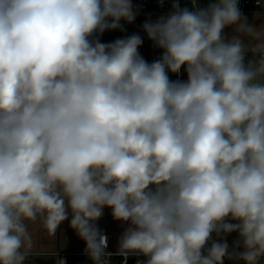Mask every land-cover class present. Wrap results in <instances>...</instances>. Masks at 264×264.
Listing matches in <instances>:
<instances>
[{
    "label": "clouds",
    "instance_id": "1",
    "mask_svg": "<svg viewBox=\"0 0 264 264\" xmlns=\"http://www.w3.org/2000/svg\"><path fill=\"white\" fill-rule=\"evenodd\" d=\"M192 4L142 24L149 63L139 34L100 40L132 0H0V264L65 221L109 264L105 208L144 264H264V29Z\"/></svg>",
    "mask_w": 264,
    "mask_h": 264
},
{
    "label": "rangeland",
    "instance_id": "2",
    "mask_svg": "<svg viewBox=\"0 0 264 264\" xmlns=\"http://www.w3.org/2000/svg\"><path fill=\"white\" fill-rule=\"evenodd\" d=\"M173 1L168 2V8H172ZM167 15L166 13H157V12H149V13H141L138 14L135 21L131 24L122 21L124 31L120 30H110L106 31L102 36H100L101 42L109 43L118 38H124L130 36L132 34H139L143 38V44L139 49L140 54L149 62L159 59L162 54V50L155 48L150 40H148L146 34L142 30V24L146 20L155 21L160 16ZM243 16L247 18V22L257 27L258 29H264V0H262V7L260 9H253L249 13H243ZM225 32L228 36L233 34V29L231 27L225 29ZM246 43L248 41L246 40ZM251 55V54H250ZM172 79H177V75L170 74ZM182 77L186 79V73L183 72L182 69ZM101 225H109V229L113 231L117 247L119 249V240L120 237L126 227V225L122 224L119 221H115L111 216V210L108 208L104 209L103 217L97 222L98 228ZM39 234L37 236H33L34 243L35 239L38 240V243L41 244L40 246L37 244L34 250H56L62 249L71 253L69 256L70 259L77 261L81 257H88L84 254H79V251H85V243L81 240L74 230L69 226V222L65 221L61 224L59 230L57 231L54 237L48 236L47 233L37 225ZM215 239V237H214ZM238 234L232 233L226 237V241L229 245V250L231 251L234 248V241L238 240ZM44 245V246H42ZM35 247V246H34ZM59 247V248H58ZM39 256L31 255L28 261V264H37V258ZM46 259H53L55 264H59L60 260L56 256H46ZM224 264H243V262H237L235 260H229L227 258L224 259Z\"/></svg>",
    "mask_w": 264,
    "mask_h": 264
},
{
    "label": "built area",
    "instance_id": "3",
    "mask_svg": "<svg viewBox=\"0 0 264 264\" xmlns=\"http://www.w3.org/2000/svg\"><path fill=\"white\" fill-rule=\"evenodd\" d=\"M174 0H164L163 4H160L158 0H132L134 8L138 9V14L141 13H149V12H157V13H170L172 8H168V2ZM209 0H196V5L198 7L207 6ZM180 7H187L189 9H193L192 0H179ZM238 6L243 13H249L253 9H260L262 7V0H238ZM183 79L182 70L181 75L177 76V79ZM100 231L107 236V249L106 251L112 253V255L108 258L109 264H112V258L115 256H122L121 264H129L130 259L134 258L133 264H137L139 261L140 264H144L146 257L144 256H136V255H128L127 257L120 254L118 250H113L111 247V239L109 232L106 227H101ZM61 260H64L67 264V254L62 253Z\"/></svg>",
    "mask_w": 264,
    "mask_h": 264
},
{
    "label": "crops",
    "instance_id": "4",
    "mask_svg": "<svg viewBox=\"0 0 264 264\" xmlns=\"http://www.w3.org/2000/svg\"><path fill=\"white\" fill-rule=\"evenodd\" d=\"M109 225H101L99 227V229L101 227H106L108 232H109V235H110V239H111V247L113 250H118V247H117V242H116V239H115V236H114V233L113 231H111L108 227ZM31 227V230L33 232V236H37L39 234V232L37 231L38 230V226L37 225H33V226H30ZM37 244L40 246L41 244L38 243V240L35 239V243H34V246L33 248H36ZM44 246V245H42ZM59 248V247H58ZM62 253H65L67 254V261L69 259V256L71 253H74V252H69V251H66V250H62V249H56V250H34L32 249L31 250V255H36V256H39V257H46V256H56L59 260H61L62 258ZM79 254H85V251H79L78 252Z\"/></svg>",
    "mask_w": 264,
    "mask_h": 264
},
{
    "label": "trees",
    "instance_id": "5",
    "mask_svg": "<svg viewBox=\"0 0 264 264\" xmlns=\"http://www.w3.org/2000/svg\"><path fill=\"white\" fill-rule=\"evenodd\" d=\"M122 256H115L112 258V264H121ZM37 264H55L53 259H46L44 257L37 258ZM67 264H92L89 257H81L77 261L68 259Z\"/></svg>",
    "mask_w": 264,
    "mask_h": 264
},
{
    "label": "water",
    "instance_id": "6",
    "mask_svg": "<svg viewBox=\"0 0 264 264\" xmlns=\"http://www.w3.org/2000/svg\"><path fill=\"white\" fill-rule=\"evenodd\" d=\"M133 262H134V258H131L129 264H133Z\"/></svg>",
    "mask_w": 264,
    "mask_h": 264
}]
</instances>
